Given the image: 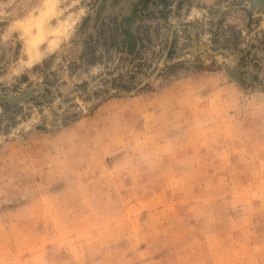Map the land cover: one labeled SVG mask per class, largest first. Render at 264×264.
<instances>
[{
  "label": "rangeland",
  "instance_id": "rangeland-1",
  "mask_svg": "<svg viewBox=\"0 0 264 264\" xmlns=\"http://www.w3.org/2000/svg\"><path fill=\"white\" fill-rule=\"evenodd\" d=\"M0 264H264V0H0Z\"/></svg>",
  "mask_w": 264,
  "mask_h": 264
},
{
  "label": "trees",
  "instance_id": "trees-1",
  "mask_svg": "<svg viewBox=\"0 0 264 264\" xmlns=\"http://www.w3.org/2000/svg\"><path fill=\"white\" fill-rule=\"evenodd\" d=\"M47 90H51L50 87L44 85V88H43V92L47 91Z\"/></svg>",
  "mask_w": 264,
  "mask_h": 264
},
{
  "label": "bare ground",
  "instance_id": "bare-ground-1",
  "mask_svg": "<svg viewBox=\"0 0 264 264\" xmlns=\"http://www.w3.org/2000/svg\"><path fill=\"white\" fill-rule=\"evenodd\" d=\"M52 1V0H51ZM54 2V1H53ZM49 4V3H48ZM50 7V6H49ZM52 7V6H51ZM48 10H50V8L48 9ZM46 16V15H45ZM32 40V39H31ZM32 42V41H31ZM31 46V45H30ZM33 51H35L34 49H33ZM40 53V52H39ZM39 53H36V54H39ZM30 54V53H29ZM35 56V55H34ZM39 57V56H38Z\"/></svg>",
  "mask_w": 264,
  "mask_h": 264
}]
</instances>
